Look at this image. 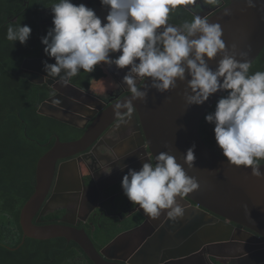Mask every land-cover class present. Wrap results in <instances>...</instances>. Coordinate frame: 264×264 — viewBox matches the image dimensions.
<instances>
[{
	"label": "clouds",
	"instance_id": "obj_1",
	"mask_svg": "<svg viewBox=\"0 0 264 264\" xmlns=\"http://www.w3.org/2000/svg\"><path fill=\"white\" fill-rule=\"evenodd\" d=\"M246 3L255 6L254 0ZM100 4L107 9L103 24L95 10L83 3L58 0L50 6L53 26L41 43L55 63L43 62L45 78H58V83L66 85L80 70L93 73L98 65L125 70L121 82L130 95L113 106L121 123L131 119L134 101H144L150 89L171 91L178 80L186 81L184 97L189 106L203 105L211 95L224 92L215 110L206 113L205 121L214 125L215 141L229 164L250 167L253 176H264L260 170L264 160V71L250 74L247 53L239 52L241 58L237 59L236 46L231 51L226 47L221 26L196 11L201 4L217 5L219 0H100ZM180 6H193V18L178 26L169 23L170 12ZM31 32L27 24L10 23L6 39L26 44ZM217 55L221 58L213 69L208 60ZM96 80L93 91L103 101L112 84L105 85L103 78ZM194 148L183 155L189 167L196 158ZM146 157L141 153L142 167L128 168L123 175L124 195L151 219L165 210L172 221L182 218V198L199 189L198 181L167 151L154 159ZM113 159L121 170L127 167L120 164L121 158Z\"/></svg>",
	"mask_w": 264,
	"mask_h": 264
},
{
	"label": "water",
	"instance_id": "obj_2",
	"mask_svg": "<svg viewBox=\"0 0 264 264\" xmlns=\"http://www.w3.org/2000/svg\"><path fill=\"white\" fill-rule=\"evenodd\" d=\"M254 4V7H248L246 0H229L211 13L200 14L210 23L221 26L222 39L230 51L233 45L236 46L237 59L241 58L239 52H246L251 64L264 49V0H254ZM187 8L192 9L191 6ZM220 58L217 55L215 59L208 60L209 67L214 69ZM44 61L55 63L52 57L26 59L17 72L31 81L46 83L56 92L40 104L38 112L86 128V131L72 141L63 142L57 138L38 159L34 192L20 211L24 238L45 240L64 237L76 242L94 264H208L209 260L222 255L233 257L230 264H264V176H253L250 167L229 164L206 143L200 132L202 120L225 93L211 95L203 105L189 106L184 97L186 81L178 80L177 87L165 93L150 89L144 101H134L135 111L131 117L139 130L140 143L147 144L153 158L161 151L169 152L186 173L198 181L199 189L182 198L185 205L182 218L172 221L165 210L159 218L151 219L141 209L139 211L145 218L141 225L117 235L101 250L86 230L75 226L72 220L63 218L62 222L41 223L38 219L35 222L34 217L52 186L58 161L86 151L115 121L124 128L129 127L116 117L113 106L130 93L102 109L98 115L95 108L101 99L88 94L91 101L83 100L77 105L84 113L94 111L89 116L93 120L88 123L90 118L85 119L82 113L73 110L75 106L69 105L78 100V87L70 80L61 85L58 78H45ZM72 117L80 123L72 121ZM193 145L196 158L194 165L189 167L183 155ZM260 167L264 172V162ZM47 208H50L49 204L42 211ZM139 234L145 240L142 244L137 242ZM133 238L136 240L134 246ZM236 244L244 245L246 249L232 252L231 248ZM127 245L126 255H119ZM219 248H227L228 252H220Z\"/></svg>",
	"mask_w": 264,
	"mask_h": 264
},
{
	"label": "trees",
	"instance_id": "obj_3",
	"mask_svg": "<svg viewBox=\"0 0 264 264\" xmlns=\"http://www.w3.org/2000/svg\"><path fill=\"white\" fill-rule=\"evenodd\" d=\"M24 1L0 0V264H79L76 254L80 246L64 237L45 240L26 237L23 242L19 221L21 207L34 192L36 164L51 148L53 142L50 139L57 123L56 119L38 112L39 105L53 93L52 87L17 74L25 59L49 58L44 53L41 37L50 27H41L39 13L42 7L56 0H30L28 5L22 4ZM15 9L22 12L18 21L12 23L9 15ZM192 18L193 13L186 6L169 14V21L178 25ZM10 23L31 27L26 44L6 39ZM249 71L250 74L264 71V49ZM102 72V66L98 65L93 74L100 78ZM88 74L80 70L72 81L86 87ZM216 102L208 112L215 110ZM213 128L214 125L206 122L204 116L200 127L202 137L223 156ZM116 231L113 226L111 233L104 235V240L108 241Z\"/></svg>",
	"mask_w": 264,
	"mask_h": 264
},
{
	"label": "flooded vegetation",
	"instance_id": "obj_4",
	"mask_svg": "<svg viewBox=\"0 0 264 264\" xmlns=\"http://www.w3.org/2000/svg\"><path fill=\"white\" fill-rule=\"evenodd\" d=\"M29 2L30 0H25L22 4L28 5ZM56 2H58V0L53 3ZM72 2L77 5L83 3L94 9L95 13L101 18L102 24L105 22L104 18L107 15V9L101 7L100 0H72ZM53 3L40 9L39 22L41 27L53 26V14L50 8ZM225 4H227L226 0H219V4L217 5L201 4L196 11H198L199 14H207ZM191 7L193 8V6ZM25 9L26 8H24V10ZM16 10L17 9L9 15L10 22L12 23L18 21L19 13L22 12ZM113 55H118V53ZM101 66L104 69L102 76H109L110 80L112 76L115 81L112 88L107 89L105 94L106 99L97 103L95 108L96 111H98L97 115L102 109L129 93L127 86L121 82L125 70H119L115 65ZM105 68L107 70H105ZM70 81L78 87L76 90L78 92L76 93L78 100H76L77 102L72 101L69 105L75 106L73 108L74 111L82 113L85 119H89V116L93 114L94 111L84 113L80 106L77 105L83 100L91 101L88 94L92 97H97V95L87 84H85L86 87H83L75 84L72 78H70ZM141 82L142 81L138 83L141 84ZM66 90L67 93L70 92L68 89H65V91ZM55 93L56 92L53 91L51 96ZM72 99L76 98L73 97ZM92 118L93 117L88 120V123L92 122ZM71 119L74 122L80 123L76 118L73 119L72 117ZM56 120V131L53 133L54 136L51 141L53 144L51 147L54 145L57 138L63 142L72 141L79 139L86 131V128L82 129L58 119ZM86 121L87 120L81 123ZM126 125H129V127L124 128L119 122L112 123L86 151L74 156L65 157L58 161L52 186L42 208L34 217L35 222H37L38 219L41 220V223L62 222L63 218L72 220L75 226L86 230L99 250L122 232L141 225L145 218L137 209L139 205H133L124 195L121 187V180L123 175L127 173L128 168L139 170L140 167H142L144 161L138 158L141 153L145 154V160L147 159L146 155H151V153L147 144L144 145L140 143L139 130L135 128L132 119H130L129 124L126 123L125 126ZM140 130L143 133L142 135L145 136L143 129ZM113 157H115L116 160L121 158L120 164L126 165L127 167L121 170V168L117 166L118 162L115 161ZM62 162H65L64 165H60ZM61 166L62 170L60 171ZM110 169H112L110 174L106 173V171ZM59 172L62 173L59 174ZM48 204L50 208L42 211ZM113 226L117 231L114 233L113 237L105 241L104 235L110 234ZM141 234L138 235L137 239L139 244L145 242V240L141 238ZM135 241L134 239L133 246L136 243ZM69 242H72V240ZM80 248L78 254H76V259L79 260V264H94L82 248ZM128 248L129 246L127 245L125 249L120 250L118 254L126 255L129 250ZM231 249L232 252L235 251L237 253L246 249V247L236 244ZM219 251L228 252V249L219 248ZM232 258V256L222 255L212 259L213 261L209 260L208 264H230L232 263Z\"/></svg>",
	"mask_w": 264,
	"mask_h": 264
},
{
	"label": "rangeland",
	"instance_id": "obj_5",
	"mask_svg": "<svg viewBox=\"0 0 264 264\" xmlns=\"http://www.w3.org/2000/svg\"><path fill=\"white\" fill-rule=\"evenodd\" d=\"M45 56H40V57H37V58H44ZM21 68V67H20ZM102 69H103V67H102ZM20 70V69H19ZM18 70V71H19ZM104 70V69H103ZM105 70H107L106 68H105ZM101 78H103V80H104V82H105V85H107L108 84V82H111V84H112V86L114 85L113 83H114V78H112V76H111V80H110V77L109 76H102ZM101 78H97L93 73H89L88 75H87V85H88V87H90L91 89H93V86L95 85V84H97L98 83V81L96 80V79H101ZM106 80H107V82H106ZM37 83V82H36ZM39 84H42V83H39ZM43 84H46V83H43ZM49 86V85H48ZM112 86L111 87H109V88H112ZM51 87V86H50ZM108 88V89H109ZM53 89V88H52ZM54 90V89H53ZM40 106V105H39ZM39 108V107H38ZM115 123H116V121H115ZM53 134H52V136H51V139H50V141H52V138H53ZM48 145V144H47ZM19 221H20V218H19ZM21 225V224H20ZM26 239V237L24 238V236H23V242H24V240ZM11 248V247H10ZM14 248V247H13ZM12 248V249H13Z\"/></svg>",
	"mask_w": 264,
	"mask_h": 264
},
{
	"label": "bare ground",
	"instance_id": "obj_6",
	"mask_svg": "<svg viewBox=\"0 0 264 264\" xmlns=\"http://www.w3.org/2000/svg\"><path fill=\"white\" fill-rule=\"evenodd\" d=\"M98 97V96H97ZM214 259V258H213ZM213 261V260H212Z\"/></svg>",
	"mask_w": 264,
	"mask_h": 264
}]
</instances>
